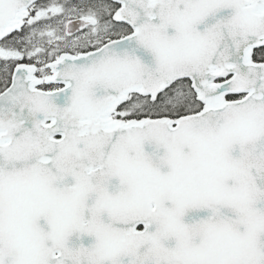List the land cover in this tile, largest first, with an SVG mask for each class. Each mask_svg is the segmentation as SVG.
<instances>
[{
    "label": "snow or ice",
    "instance_id": "6c2138e0",
    "mask_svg": "<svg viewBox=\"0 0 264 264\" xmlns=\"http://www.w3.org/2000/svg\"><path fill=\"white\" fill-rule=\"evenodd\" d=\"M0 264H264V0H0Z\"/></svg>",
    "mask_w": 264,
    "mask_h": 264
}]
</instances>
